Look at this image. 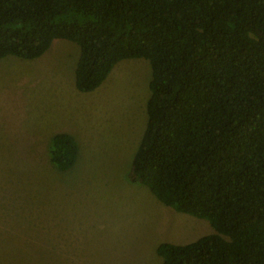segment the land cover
Here are the masks:
<instances>
[{"label":"trees","instance_id":"obj_1","mask_svg":"<svg viewBox=\"0 0 264 264\" xmlns=\"http://www.w3.org/2000/svg\"><path fill=\"white\" fill-rule=\"evenodd\" d=\"M56 40L80 48V93L115 66L152 68L148 121L128 175L215 233L161 243L162 264H264V0H0V60H35ZM51 165L73 169L76 138Z\"/></svg>","mask_w":264,"mask_h":264},{"label":"rangeland","instance_id":"obj_2","mask_svg":"<svg viewBox=\"0 0 264 264\" xmlns=\"http://www.w3.org/2000/svg\"><path fill=\"white\" fill-rule=\"evenodd\" d=\"M80 48L56 40L35 60H0V264H162L161 243L214 234L129 178L144 135L152 68L118 63L92 93L76 89ZM76 138L73 169L48 157L57 134Z\"/></svg>","mask_w":264,"mask_h":264}]
</instances>
